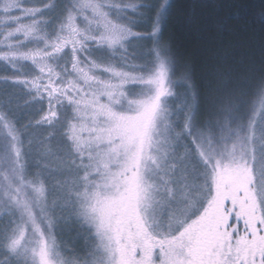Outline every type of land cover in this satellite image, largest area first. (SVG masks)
Wrapping results in <instances>:
<instances>
[{
	"label": "snow or ice",
	"instance_id": "1",
	"mask_svg": "<svg viewBox=\"0 0 264 264\" xmlns=\"http://www.w3.org/2000/svg\"><path fill=\"white\" fill-rule=\"evenodd\" d=\"M171 10L0 0V264H264V69L202 101Z\"/></svg>",
	"mask_w": 264,
	"mask_h": 264
},
{
	"label": "trees",
	"instance_id": "2",
	"mask_svg": "<svg viewBox=\"0 0 264 264\" xmlns=\"http://www.w3.org/2000/svg\"><path fill=\"white\" fill-rule=\"evenodd\" d=\"M164 38L191 72L202 101L219 86L217 76L243 79L264 69V0H169ZM223 22V27H221ZM147 32L150 29L141 28Z\"/></svg>",
	"mask_w": 264,
	"mask_h": 264
},
{
	"label": "rangeland",
	"instance_id": "3",
	"mask_svg": "<svg viewBox=\"0 0 264 264\" xmlns=\"http://www.w3.org/2000/svg\"><path fill=\"white\" fill-rule=\"evenodd\" d=\"M178 91H183V89H177ZM64 241L69 245V247H71V244L75 241V237H71V236H68V235H65L63 237Z\"/></svg>",
	"mask_w": 264,
	"mask_h": 264
}]
</instances>
